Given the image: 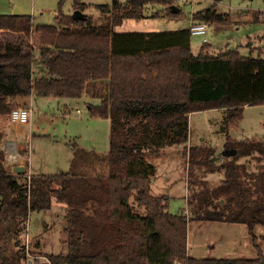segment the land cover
<instances>
[{
	"label": "trees",
	"instance_id": "1",
	"mask_svg": "<svg viewBox=\"0 0 264 264\" xmlns=\"http://www.w3.org/2000/svg\"><path fill=\"white\" fill-rule=\"evenodd\" d=\"M65 1L59 0L55 24L35 25L28 13H0V116H10L18 106L15 99L32 93L77 98L87 90L101 97L89 110L110 119L108 173L15 172L0 149V264L26 260L21 234L30 211L49 209L53 200L67 205V251L47 254L49 264H264L252 231L264 224V140L229 136L225 147L237 152L221 162L212 160L215 147L188 144L192 112L220 108L232 124L246 105L264 103L262 53L242 55L227 47L214 54L205 41L196 54L190 27L113 30L127 19L180 17L176 0L98 4L99 25L85 12L87 3L73 0L74 10L84 13L75 18L63 12ZM150 5L161 7L148 14ZM253 14V21H260L264 11ZM192 18L193 23L235 22L230 11L212 5ZM38 63L45 73L35 74ZM175 144L183 145L188 161V211L180 213L170 212V197L154 194L151 186L156 167L150 159ZM211 172L223 177L212 184ZM190 220L247 224L258 256L189 255Z\"/></svg>",
	"mask_w": 264,
	"mask_h": 264
},
{
	"label": "rangeland",
	"instance_id": "2",
	"mask_svg": "<svg viewBox=\"0 0 264 264\" xmlns=\"http://www.w3.org/2000/svg\"><path fill=\"white\" fill-rule=\"evenodd\" d=\"M82 1L87 3L85 12L93 15L95 24L99 25L103 19L97 5L111 3L113 0ZM177 4L182 9L180 17L146 16L142 19H127L115 25L113 30L168 31L187 28L193 22V12L212 5L220 11H230L235 22L230 25H209L206 36L211 53L217 54L225 51L227 47H236L242 55L257 56L261 52L264 56V16H261L260 21H253V12L264 11V0H176L175 5ZM58 7L59 0H0V13H14L18 8L22 13L31 14L35 25L57 23ZM160 7L150 5L147 12L150 14ZM62 10L66 14H73V0H66ZM203 37L192 34L191 45L196 54L205 43ZM45 70L46 66L38 63L35 74H43ZM107 92L105 89L102 91L103 94ZM23 100L31 107V119L25 123L11 120L8 138L16 141L22 151V156L14 163H24L28 173L54 174L72 168L92 175L108 173L110 119L93 116L89 110V104H99L101 97H92L86 90L77 98L32 93ZM17 105L28 106L27 103ZM5 118L9 120L10 116L6 115ZM189 128L188 144H207L215 147L218 157L216 160L221 162L226 157L225 143L229 136L238 140H264V103L246 105L242 118L232 124L223 109L194 111L190 114ZM5 139L3 135L0 139V149H3ZM150 161L156 167L151 184L152 192L170 197V212H187L188 161L183 156V145L167 146L160 156H154ZM9 163L13 164L8 162L5 164L7 168ZM222 177V172H211L207 176L212 184L219 182ZM66 207L64 202L53 200L49 209L30 211L28 247L31 249L33 264H49L47 254L66 253ZM189 222L191 225L202 223L198 229L190 228L189 225L188 241L192 253L200 254L198 257L258 256L252 233L245 234L242 223L240 226H230L229 223L216 221ZM252 231L257 236L256 243L264 252V224L255 225ZM21 239L23 242L22 237ZM36 243L40 244L39 248H35ZM24 263L22 260V264Z\"/></svg>",
	"mask_w": 264,
	"mask_h": 264
},
{
	"label": "built area",
	"instance_id": "3",
	"mask_svg": "<svg viewBox=\"0 0 264 264\" xmlns=\"http://www.w3.org/2000/svg\"><path fill=\"white\" fill-rule=\"evenodd\" d=\"M209 23L208 22H195L190 25L191 32L192 34H198V35H203V40L207 41V36L206 34L208 33L209 30ZM10 118L12 121L15 122H21L25 123L30 121L31 119V107L30 106H22L19 105L16 108H14L11 113H10ZM6 160L8 162H11L14 164L19 158L22 156L21 151L18 148L17 142L13 140H9L6 143ZM29 223H27L26 228L21 234V237L23 238V243L25 244L26 251H27V258L25 260L26 264H33V259H32V254L30 253V248L28 247L30 243V234H29V229H28ZM176 264H180L179 262H176Z\"/></svg>",
	"mask_w": 264,
	"mask_h": 264
},
{
	"label": "crops",
	"instance_id": "4",
	"mask_svg": "<svg viewBox=\"0 0 264 264\" xmlns=\"http://www.w3.org/2000/svg\"><path fill=\"white\" fill-rule=\"evenodd\" d=\"M259 10V9H258ZM20 13H22L21 11H20ZM193 23V22H192ZM191 23V24H192ZM25 97H27V96H25ZM23 98L24 97H22V98H20V97H18V98H16L15 99V102L17 103V104H21V103H27L28 104V106H29V103L25 100H23ZM11 119L9 118V120H7L6 118H5V116H0V132L2 133V138H3V135H4V137H6V141H9V140H11V139H9L8 138V133H9V131H10V129H11ZM6 141H5V144H4V146H3V149L5 150L6 149ZM14 141V140H13ZM16 142V141H15ZM22 152V151H21ZM5 153H6V151H5ZM8 163V161L6 160V164ZM19 165H23V166H25V171H28V169L26 168V165L24 164V163H14V164H10L9 163V167H8V169L9 170H13L16 166H19ZM14 171V170H13ZM16 172V171H15ZM210 222H214V221H210ZM226 223H229L230 224V226L231 225H233V226H240L241 224L240 223H232V222H226ZM202 223H194L193 225H191V222H189V225H191L190 226V228L191 227H194V228H196V229H198L199 228V226L201 225ZM243 225L242 226H244V228H245V234L247 233H249L250 232V229H249V227H247L248 225L247 224H244V223H242ZM189 225H188V238H189ZM214 247V246H213ZM261 248V247H260ZM188 253H189V255H191V256H194V257H198V255H200V254H193L192 253V248L190 247V243H189V241H188ZM215 257V256H214Z\"/></svg>",
	"mask_w": 264,
	"mask_h": 264
},
{
	"label": "water",
	"instance_id": "5",
	"mask_svg": "<svg viewBox=\"0 0 264 264\" xmlns=\"http://www.w3.org/2000/svg\"><path fill=\"white\" fill-rule=\"evenodd\" d=\"M174 9H176V6L174 7ZM14 13H20V10L17 8ZM73 16L75 18H81V17H84V13L81 10L77 9L74 11ZM36 62H39V61H36ZM236 152H237V150L235 148H227L225 154H226V156H232ZM217 158L218 157H213L212 160H216ZM13 170L16 172H24L25 166L19 165V166H16Z\"/></svg>",
	"mask_w": 264,
	"mask_h": 264
}]
</instances>
